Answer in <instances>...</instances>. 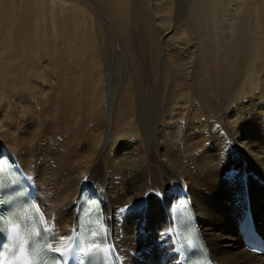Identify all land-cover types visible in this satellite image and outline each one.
<instances>
[{"label": "bare ground", "instance_id": "obj_1", "mask_svg": "<svg viewBox=\"0 0 264 264\" xmlns=\"http://www.w3.org/2000/svg\"><path fill=\"white\" fill-rule=\"evenodd\" d=\"M102 1L133 50L138 37L134 40L137 33L124 18V0ZM252 1L211 0L206 8L214 35L211 47L206 40L201 46L195 44L194 26L175 19L173 0H156V8L145 5L140 21L152 18L159 24L152 23L150 28L145 24L146 36L157 62L166 61L170 81L167 85L160 82L156 97L153 94L149 99L137 88L135 107V93L129 86L111 89L109 81V92L103 90L96 43L91 59L97 70L94 83L80 92L63 89L67 79L61 60L47 52L29 51L32 40L37 45V29L41 31L40 23L45 21L41 0H20L16 9L5 0L2 6L10 9L0 15L4 45L0 50V112H6L0 121V155H9L35 189L54 248L66 249L72 241L75 202L83 186L98 193L110 241L125 264H144L134 255L144 260L166 255L171 247L167 234L171 208L180 194L192 203L217 262L264 264L262 257L243 249L232 216L238 203L241 211L252 209L256 221L264 219V45L262 49L257 45L264 36V0L260 13L257 6H249ZM71 2L77 6H52L49 12L55 43L72 41L78 15L85 16L83 8L95 15L90 6H84L85 0ZM233 2L236 6H229ZM204 5L195 7V16L205 11ZM79 9L73 20V11ZM187 11L186 7L178 11L179 17ZM163 28L165 34L171 30L166 38ZM222 29L231 35L226 80L228 85L233 83L234 92L219 105L209 101L211 93H216L211 92L210 83L204 85L199 78L196 83L194 61L197 58L202 69L207 55L214 54L218 64ZM139 55L141 59L134 55V64L142 79L147 71L142 61L147 62L148 56ZM66 56L69 64H88L85 72L92 76L87 55L71 52ZM21 72L38 84L26 95L14 90L12 77L25 79ZM73 113L75 118L68 117ZM103 136L106 140L100 151ZM129 205L128 211H122Z\"/></svg>", "mask_w": 264, "mask_h": 264}, {"label": "rangeland", "instance_id": "obj_2", "mask_svg": "<svg viewBox=\"0 0 264 264\" xmlns=\"http://www.w3.org/2000/svg\"><path fill=\"white\" fill-rule=\"evenodd\" d=\"M2 0H0V15L2 12H6V10L10 9L9 6H2L5 5V0L3 3H1ZM13 4V8H18L20 4V0H9ZM126 1V2H125ZM172 6H175L176 8L173 9L174 17L175 19H184L186 20L187 24L194 26L192 28V34L194 37L195 44L202 45L203 41H207L208 45L211 47L213 44L214 35L212 34V31L209 30L208 25H210L211 20L208 24V14H207V6H211V0H204L201 4H196L195 0H173ZM86 5L84 6H90L92 11L94 12V16L90 14L88 10L83 8V11L85 13V16L78 15L77 24L74 28H76V31H74V35L72 37L71 42L65 41V39H60L59 42H54V37L52 35V27L50 25L52 16L50 10L52 9V6H77L74 2H71V0H41V6L44 8L43 10V16L45 18V21L40 23L42 27L41 31L40 29H37V35L35 37V42L32 40V46L30 47V52H39V54H45L50 53L51 55H54V57H57L59 60H61V69L64 73V77L67 79L63 89H70L72 91L80 92V90H83V87L89 83H94V78L96 76V71H94V66L91 62L92 59V50H93V44L96 43L98 46V67L102 71L103 81L104 84L103 90L107 93L109 92V89L107 86H109V81L111 85V89H117L119 86H129L134 91V106H137V102L135 103L136 98L138 99L136 92L137 88L141 90L143 94L146 95L147 99H149V96L153 98V94L156 97V86L162 82L165 85H167V81H170L168 66L166 65V61H160L157 62V59L155 58V51L154 47L147 39V32L149 31V26L155 24L156 26H159L157 21L152 20V18L147 13L146 16L149 19L148 22L140 21V18L144 20V8L146 6H150L152 8H156V0H124V5L127 6L125 9V16L127 18V22L131 23V29L134 30L137 35L134 37L137 38L134 41L133 45L135 43L137 45L134 46V49L128 48V44L124 40L123 36L119 33V29L115 27L117 25L116 19L113 17L111 13H109L104 6H107L103 3L102 0H85ZM68 3V4H67ZM153 3L155 5H153ZM209 3V4H208ZM235 3V4H234ZM55 4V5H54ZM205 4V11L199 15V17L195 16L194 10L196 6H203ZM231 4V5H230ZM229 6H236V2L230 3ZM80 6V4H78ZM130 6V9H129ZM143 10L141 9V7ZM159 6V5H158ZM178 6V7H177ZM181 7V9L179 8ZM249 6H257L258 12L260 13L262 6H263V0H253ZM139 7V9H138ZM188 10L185 15L183 14L181 17H179L178 11L180 10ZM189 7V8H188ZM179 8V10H178ZM67 10V8H65ZM140 11L142 13H138V16L136 15V11ZM46 11V12H45ZM80 11V9L76 12L73 11V20L75 15ZM138 11V12H139ZM178 15V16H177ZM19 17V12L16 13V18ZM185 17V18H184ZM137 19V21H136ZM175 20V21H176ZM259 20H263V14L260 15ZM136 21V24L134 23ZM263 23V22H262ZM115 26H114V25ZM147 24L148 28H147ZM94 25V29H93ZM137 25V26H135ZM146 26V27H145ZM142 30L139 31V28ZM144 27V28H143ZM138 31V32H137ZM160 32L161 30H157ZM145 32V34H143ZM165 38L170 35L171 30L169 32H164V28L161 31ZM211 32V34H209ZM140 33V34H139ZM208 33V34H207ZM261 34V33H260ZM139 35V36H138ZM145 35V36H143ZM207 35V36H206ZM210 35V36H208ZM221 36V42H223V49L219 52L218 56V64L215 63L216 56L214 54L207 55L206 57V65L205 67L200 68V62H198L197 58L194 61V78L197 83V79L199 78L200 81L207 85V83H210L211 92H216L215 94L210 95V102L214 103L218 101V104L221 105V101H228L231 97L232 93L234 92V86L233 83H230L228 85L227 83V63H226V56L228 53V41L231 38L230 33L226 29H222L220 31ZM208 37V38H207ZM53 38V39H52ZM142 39V40H141ZM209 40V41H208ZM144 41V43H143ZM257 45H260V49L263 48L262 45H264V36H261L260 40L257 42ZM56 46V47H55ZM54 47V48H53ZM130 47V46H129ZM149 47V50L146 52L145 48ZM56 48V49H55ZM97 48V47H96ZM130 49V50H129ZM0 50H4L3 42H0ZM138 50V51H137ZM75 53L76 52H83L85 55H87L86 60L91 62L92 68H89L88 70H91L92 76L89 77V73L85 72L87 70L88 64L86 66L84 64H69V61L67 59L66 54L67 53ZM139 52V53H138ZM152 53V54H151ZM138 54V55H136ZM139 54H144L148 56L147 62L140 61L142 64H144L145 68L144 70L148 72V74L143 71L144 77L140 79L138 73V69L136 68V59L138 56V59L140 57ZM135 55V56H134ZM152 57H151V56ZM209 56V57H208ZM135 57V59H134ZM214 57V58H213ZM151 58V59H150ZM156 59V60H155ZM152 62H151V61ZM95 62V61H94ZM135 63V64H134ZM159 63V64H158ZM146 64V65H145ZM150 64V66H149ZM156 64V65H155ZM162 64V65H161ZM167 66L166 70L164 66ZM134 65V66H133ZM162 66V67H161ZM151 67V68H149ZM156 69V73L152 69ZM108 71H107V70ZM150 72H149V70ZM160 72H158V70ZM163 69V70H162ZM220 69V70H219ZM137 70V71H136ZM204 70V71H203ZM106 71V74L104 73ZM99 72V70H98ZM205 76H204V73ZM22 73V72H21ZM134 73V75H133ZM226 73V75H225ZM23 74V73H22ZM147 74V75H146ZM24 75V74H23ZM161 75L164 76V79L162 77L161 81ZM8 77L7 75H5ZM28 74H25L23 79L19 76L12 77L13 83H14V90L17 91L20 94L26 95L28 92V89H32L33 87H37V83L30 79L28 77ZM107 76V77H106ZM147 76V80L146 77ZM168 76V77H167ZM226 76V77H225ZM107 78V79H106ZM139 78V80H138ZM146 81H145V80ZM128 81V82H127ZM8 80L6 79V83ZM96 82L98 84V80L96 79ZM144 82L143 86L142 83ZM127 83V84H126ZM140 83V84H139ZM149 83V84H148ZM129 84V85H128ZM148 86H147V85ZM146 85V86H145ZM46 86V84H44ZM137 86V87H136ZM139 86V87H138ZM136 89V91H135ZM139 93V92H137ZM215 96V97H214ZM162 98V96H161ZM216 98V99H214ZM97 99V96H96ZM218 99V100H217ZM221 99V100H219ZM82 105V103H81ZM86 105V104H85ZM229 107V106H228ZM227 107V108H228ZM226 108V107H225ZM226 108V109H227ZM46 110H49V108H46ZM6 112H0V121L5 119ZM70 118H75L76 115L73 113L72 115L68 116ZM34 119V117H33ZM33 130H35V127L33 126ZM106 136H103L100 143H99V150L101 151L105 145Z\"/></svg>", "mask_w": 264, "mask_h": 264}, {"label": "snow or ice", "instance_id": "obj_3", "mask_svg": "<svg viewBox=\"0 0 264 264\" xmlns=\"http://www.w3.org/2000/svg\"><path fill=\"white\" fill-rule=\"evenodd\" d=\"M129 207H130V205L129 206H127L125 209H123L122 211H128V209H129ZM53 251L54 252H56V253H58V254H60V255H63L64 253L61 251V249L60 248H55V249H53Z\"/></svg>", "mask_w": 264, "mask_h": 264}]
</instances>
